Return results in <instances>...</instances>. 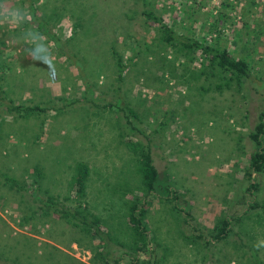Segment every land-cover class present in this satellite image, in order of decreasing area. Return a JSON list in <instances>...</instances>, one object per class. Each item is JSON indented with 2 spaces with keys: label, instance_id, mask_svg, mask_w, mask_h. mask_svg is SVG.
I'll use <instances>...</instances> for the list:
<instances>
[{
  "label": "rangeland",
  "instance_id": "obj_1",
  "mask_svg": "<svg viewBox=\"0 0 264 264\" xmlns=\"http://www.w3.org/2000/svg\"><path fill=\"white\" fill-rule=\"evenodd\" d=\"M153 1L163 20L176 29L183 22L180 30L197 38L211 34L206 11L222 12L219 44L246 56L254 75L221 91L203 74L191 77L197 57L187 61L151 41L155 28L144 23L141 0H32L46 31L30 18L28 0H0V86L14 103L46 108L24 118L0 109V264H249L251 250L264 263V217L245 218L225 241L187 237L209 236L219 218L241 214L253 199L243 167L248 130L264 106V0H185L182 8ZM143 43L152 49L140 52ZM111 46L127 64L119 80ZM122 106L140 116L131 118L136 127ZM129 138L148 145L156 169L144 197L142 249L126 220L139 187ZM76 161L88 165L84 199L102 234L38 209L48 194L71 202L64 196ZM3 174L28 189L9 186ZM259 179L254 197L264 198Z\"/></svg>",
  "mask_w": 264,
  "mask_h": 264
},
{
  "label": "trees",
  "instance_id": "obj_2",
  "mask_svg": "<svg viewBox=\"0 0 264 264\" xmlns=\"http://www.w3.org/2000/svg\"><path fill=\"white\" fill-rule=\"evenodd\" d=\"M142 2H144V6L139 12L142 15L143 21L146 25H152L155 28V30H153L151 41L170 48L172 54L175 53L178 57H186L187 61H191L197 57V62L200 66H195V72L190 74L191 77L196 78L203 74L204 78L208 81V84L212 83L214 90L221 91L223 88H230L232 86L239 88L247 78L254 75L252 72L253 65L246 56L243 54H235L227 46L219 44L217 38L220 35V24L217 23L216 19L225 17V15H222V12L219 10L217 12H211L212 10L210 9L206 11L211 20L207 21L205 24L206 29L204 30V33L208 32L211 34L208 38H206L205 35L197 38L193 36L192 31L190 30H188V33L190 32V34L180 30L181 28H186V25L183 22L180 23L181 28L176 29L174 24L163 20L162 17L154 11L153 0H141V3ZM27 3L30 18L36 20L37 26L40 30L46 31L47 28L45 26V21L35 16V7L32 0H28ZM176 3H181L180 8H182L185 0H176ZM79 26H81V22L79 20L74 21L72 35L75 33V28ZM46 33L54 46L61 53L67 51L64 49L61 40L53 32L47 31ZM130 48L133 50V47ZM150 49L152 48L149 43H143L142 48H138L142 53L148 52ZM135 51L134 53L137 52ZM110 54L114 59V65L117 72L116 77L119 80L121 79L122 72L125 70L127 64L123 62L121 55L112 48V46L110 47ZM74 63L77 65V60H75ZM262 85H264L263 80ZM201 88L203 90L206 89V87ZM124 108H126L125 114H127L130 123L132 122V117H135L138 120L141 119L136 112H133L130 106H122V109ZM0 109L9 114H15L24 118L30 115L36 116L40 112H44L46 108L36 103H14L11 98L5 95L3 88L0 86ZM134 127L136 126L131 123L130 128ZM137 129L141 131L140 128ZM247 134L251 141V150L247 153V164L243 167V175L247 178V183L244 186V189L251 192L250 194L253 195V199L246 202V208L241 214L236 213L224 215L219 218L212 226V229H210L209 236L200 237L199 234L188 235L187 237L192 242H196L197 238H201L204 245L213 240L225 241L230 233H238L233 229V226L241 228L245 218L254 216L255 221L259 222L261 217H264V198H258L257 196L254 197V195H257L260 191L259 176L264 175V106L259 111L253 127L248 130ZM126 144L131 151H136V169L139 177L138 192L134 193L133 197L127 203L126 220L131 227V233L135 235V240L138 241L137 249H142L146 243L147 237L146 227L143 223L146 204V199L144 197L154 189L156 169L152 164L147 144H143L133 138H129ZM35 172L40 176V171L37 168H35ZM88 173V165L83 161H76L67 182L69 195L64 196V199H69L71 202H62L48 194L44 199L38 197V200L41 202V204L38 205V209L42 214H48V212L54 213L64 218L72 225L82 228L89 234H102V230L99 227L98 217L87 209V204L84 199L85 181ZM3 177L4 182L9 186H14L17 189H28L27 186L18 183L6 174H3ZM171 192L172 190L168 189L170 196L166 197L167 200H171L173 195H171ZM140 193L141 195H139ZM177 210L180 209L177 208ZM251 211L252 213H249ZM236 242L239 245L245 244V241L241 240L239 235ZM129 247H131V245H129ZM248 256L250 259L249 264H264L255 251L251 250ZM102 257L104 260L103 262L106 263V257L104 255H102ZM118 260L119 258L113 260L112 263L118 264Z\"/></svg>",
  "mask_w": 264,
  "mask_h": 264
},
{
  "label": "clouds",
  "instance_id": "obj_3",
  "mask_svg": "<svg viewBox=\"0 0 264 264\" xmlns=\"http://www.w3.org/2000/svg\"><path fill=\"white\" fill-rule=\"evenodd\" d=\"M17 15H18V13H17ZM54 67H55V66H52V67H50V68H49V70H50V71H51V70H53V69H54Z\"/></svg>",
  "mask_w": 264,
  "mask_h": 264
}]
</instances>
